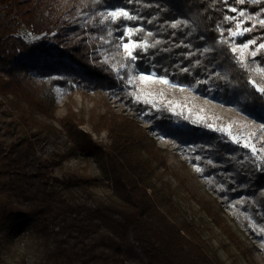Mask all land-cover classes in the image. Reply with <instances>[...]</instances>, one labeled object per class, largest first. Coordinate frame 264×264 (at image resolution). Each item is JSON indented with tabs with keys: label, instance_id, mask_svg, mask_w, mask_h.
I'll return each instance as SVG.
<instances>
[{
	"label": "trees",
	"instance_id": "1",
	"mask_svg": "<svg viewBox=\"0 0 264 264\" xmlns=\"http://www.w3.org/2000/svg\"><path fill=\"white\" fill-rule=\"evenodd\" d=\"M61 1L0 0V7L5 10L4 19H0V68L18 87L26 76H57L54 82L71 92L105 90L137 110L140 105L134 106L126 92L131 89L127 84L128 69L135 64L190 84L196 82V77L189 72L197 75L201 70L216 69L224 72L218 81L227 92L225 97H231L229 92L239 94L246 99L248 108L264 113V96L248 84L250 78L263 83L251 69L264 65V50L254 59L247 56V65L241 68L227 43V29L234 27V21L224 20L233 16L230 7L247 8L251 15L264 18V0H245L244 4H236L235 0H86V8L91 11L138 8L139 19L134 26L148 24L152 36L147 38L150 46L146 51L135 50L138 59L134 64L123 57L107 59L105 63L89 36L90 33L106 39L107 43H99V47L113 53L118 49L115 37L122 35L120 23L119 31L117 25L109 28L105 23L73 26L71 14L75 7L59 15ZM71 1L77 4L80 0ZM151 16L155 17L148 23ZM177 21L180 26L171 28ZM21 25L34 40L25 41L17 35ZM255 25L253 31L237 38V43L248 39H255L257 44L264 42V28L258 22ZM145 33L138 34V38ZM120 63L125 68L114 70L113 64ZM185 68L187 72L182 71ZM23 93L30 103L47 111L45 101L34 103L28 92ZM104 116L112 134L108 148L100 147L65 118V127L78 142L80 153L94 157L107 180L111 193L101 198L89 190L99 178L78 177V192H74L73 180L65 182L50 176L48 162L41 161L36 146L29 140L14 144L7 151L0 150V264L4 246L28 231L54 235L51 255L34 264H60L71 255H77L82 263L124 264L130 260L133 264H215L199 243L188 238L154 205L144 184L148 177L140 173L150 176L154 172L152 161L163 167L164 163L157 156L158 148L147 129L127 114L119 115L120 122L112 120L113 113ZM249 160L241 161L235 181L246 184L243 192L248 191L261 209V213L253 209L252 214L264 220V164L257 166ZM200 205L231 238V228L218 210L207 202ZM96 249L102 250L96 254ZM19 264L27 261L22 258Z\"/></svg>",
	"mask_w": 264,
	"mask_h": 264
},
{
	"label": "rangeland",
	"instance_id": "2",
	"mask_svg": "<svg viewBox=\"0 0 264 264\" xmlns=\"http://www.w3.org/2000/svg\"><path fill=\"white\" fill-rule=\"evenodd\" d=\"M74 7V13L71 14L73 26H85L88 23L93 26L102 25L100 13L115 10L91 11L86 8V0H80L77 4L71 0H62L59 15L66 9L72 10ZM137 9L135 7L133 10H125L138 17ZM240 11L245 12L246 16L239 17ZM249 12L247 8H243L232 12L231 17L242 20L243 27H251L259 18L249 25L250 20L247 16L257 17ZM4 15L5 10L1 6L0 19H4ZM154 17L151 16L149 21L152 22ZM125 23L128 27H140L146 32L149 31L148 24L134 26L133 21L120 23L121 33ZM105 24L109 28L115 26L111 22ZM17 35L25 41L35 39L24 25L18 29ZM89 36L97 46L96 51L101 53L102 61L124 58L123 48L119 46L120 36L115 37L118 49L113 53L102 48L107 43L106 39L92 36L90 33ZM132 39L135 42L141 40L138 34ZM123 42L126 43L127 38ZM99 43L102 45L101 48ZM258 45L257 43L251 45L250 50H254ZM133 54L136 55L135 51ZM247 56L245 52V58ZM113 66H116L117 71L119 70L118 64ZM258 67L264 65L254 66V68ZM152 72L160 76L158 71L150 69L149 66L146 69L136 64L132 67L133 75ZM189 74L196 77L194 84L167 76L179 87L190 89L185 92L179 91V87L171 88L167 85L151 83L139 85L137 81V86L144 87L148 91L164 93L163 101L158 105L162 110L156 111L150 105L136 102L131 95L136 91V86L129 85L131 89L126 91L131 96L134 106L140 105L137 110H133L131 106L105 90L71 92L65 86L54 82L57 76H26L22 80V85L18 87L16 83L9 81L11 77L0 68V150L7 151L22 140H29L36 146L41 161L48 162L50 176L65 182L73 180L74 192H78V177L99 178L100 181L89 190L94 196L101 198L111 193L107 180H104V174L99 164L95 162V158L80 153L78 142L65 127V118L71 119L80 131L89 134L100 147L108 148L112 144V134L109 121L104 115L113 113L112 120L118 122L121 115H130L140 126L147 129L148 136L154 140L158 148L157 156L164 163L163 167L158 161H152L154 172L150 176L147 172L140 173L148 177L144 184L148 187V193L156 208L166 214V217L188 238L199 243L215 264H264V220H258L252 214L253 209L258 213H261V209L248 191L243 192L246 184L235 181L241 161L250 159L257 166H261L264 162L257 160L249 149L232 144L220 132L192 124L181 116L163 110V106L168 101H175L180 106L177 111L184 109L183 115H189L193 119L197 115L205 117V121L201 123H212L214 127H226L232 124L230 131L233 135L242 133L239 127L242 123L253 125L264 123V113L248 108L246 99L239 94L229 92L231 97H225L227 92L218 81L224 72L214 69L213 72L201 70L197 75L194 72ZM197 81L206 82L197 84ZM23 91L29 93L28 96L34 103L45 101L48 104L47 111L30 103ZM192 105L197 107L193 108ZM201 109L203 112L200 111ZM252 130L244 129L243 134L246 135ZM259 136L258 133L257 138H253L257 149L264 147V140L259 139ZM197 156L199 159H196ZM201 202H207L218 210L220 218L231 228L233 233L231 238L215 225L216 223L200 205ZM51 234L43 235L31 231L21 234L4 246L3 264H19L22 258L27 264L47 260L51 255L49 251L54 246V235ZM101 250L96 249L93 252L97 254ZM71 256L60 264H100L82 263V259L77 255ZM124 264H133V262L128 260Z\"/></svg>",
	"mask_w": 264,
	"mask_h": 264
},
{
	"label": "snow or ice",
	"instance_id": "3",
	"mask_svg": "<svg viewBox=\"0 0 264 264\" xmlns=\"http://www.w3.org/2000/svg\"><path fill=\"white\" fill-rule=\"evenodd\" d=\"M131 2V0H129ZM254 2H259V0H254ZM236 4H244L245 0H235ZM230 12H237V9L235 7L229 9ZM101 20L100 23L104 24L105 22H111L113 25H117L116 30L119 31V23L122 22H133L137 21L139 18L136 15L131 14L129 11L125 10L124 8H116L112 11H107L106 13L102 12L100 13ZM246 13L243 11L239 12V17H245ZM248 20H257V17L254 16H247ZM225 21H235L234 27H230L227 29L228 35L230 37V40L227 41V43L230 46L231 52L234 54V59L239 64L241 68H245L247 65V61L245 60V52H247L248 56L252 57L253 59L257 56V53L260 50H264V42L259 43L258 47L254 50H250L251 45H255V40H248L247 42L243 43H236V38L243 36L245 33H249L253 31L256 27L255 24H253L251 27H243V21L238 20L235 17H224ZM151 21H149L150 23ZM180 21H177L175 23H172L170 26L173 29H176L180 26ZM258 23L261 28H264V18L258 19ZM145 33V30L140 27H128L125 23V26L122 29V35L119 37L121 40L120 47L123 48L124 51V60H127L129 62H135L138 59L137 55H134V51L137 49L141 50H147L149 48L148 39L152 36V33L149 31L145 33V36L141 38L139 42L133 41L132 37L136 36L137 34ZM109 36L113 35L112 31H109ZM223 35V33H221ZM127 38V42H123L124 39ZM157 44L160 43V41H156ZM106 63V61H105ZM114 70H116V66H113ZM119 69H124L125 65L124 63L119 64ZM182 71L187 72L188 70L185 68ZM251 71L256 72L260 77L261 80L264 81V67H258V68H252ZM137 81H139V85H147L149 83L151 84H163L167 85L171 88H177L179 87L175 83H172L167 76H158L155 72L144 74L141 73L139 75H133L132 69H128V76H127V84L131 86H136V91L133 92L131 95L135 98L136 102H142L146 105H150L153 109L156 111H161L162 109L158 106L162 101L164 97V93L161 92H155V91H148L144 87L137 86ZM206 81H197V84L199 83H205ZM248 84L251 85V87L255 90L256 93H259L261 96H264V83H258L256 80L250 78L248 80ZM195 87V86H193ZM189 88L185 87H179V91L185 92L189 91ZM180 107L175 101H168L163 106V110H166L173 115L181 116L182 119L189 121L192 124H196L198 126H202L205 128H208L215 132H220L222 135H225L226 138L235 145H239L242 148L249 149L252 152V155L262 162H264V147H261L259 149L256 148L255 143H253V138H257L258 133L260 134L259 139L264 140V123L253 125L252 123H242L239 125L240 129L242 130V133L239 135H233V133L230 131V129L233 127L232 124L226 126V127H214L212 123L203 122L205 121V117L201 115H197L194 119L190 118L189 115H183L184 109H181V111H177V108ZM186 107V105H185ZM193 108L197 107L196 105H192ZM190 111V110H189ZM203 112V109L200 110ZM235 124V122H233ZM244 129H253L252 131L247 132V134H243ZM259 153V154H258ZM196 159H199L197 156ZM199 170V169H198Z\"/></svg>",
	"mask_w": 264,
	"mask_h": 264
}]
</instances>
